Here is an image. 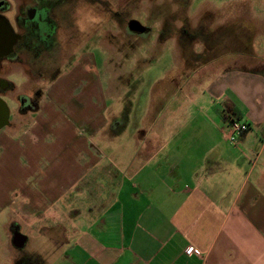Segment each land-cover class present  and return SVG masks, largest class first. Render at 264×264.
Masks as SVG:
<instances>
[{
	"label": "crops",
	"instance_id": "crops-1",
	"mask_svg": "<svg viewBox=\"0 0 264 264\" xmlns=\"http://www.w3.org/2000/svg\"><path fill=\"white\" fill-rule=\"evenodd\" d=\"M252 1L264 17V0ZM229 20L221 33L236 52L214 53L211 63H264L256 36H243L258 24ZM210 41L207 51H223ZM63 66L44 80L37 105L19 112L27 121L0 130V252H11L0 264H264L262 80L220 71L201 105H161L126 136L93 52ZM228 112L249 125L236 145L221 133ZM15 231L26 236L22 247L12 244ZM30 240L43 241L45 263L36 251L14 256Z\"/></svg>",
	"mask_w": 264,
	"mask_h": 264
},
{
	"label": "rangeland",
	"instance_id": "rangeland-1",
	"mask_svg": "<svg viewBox=\"0 0 264 264\" xmlns=\"http://www.w3.org/2000/svg\"><path fill=\"white\" fill-rule=\"evenodd\" d=\"M229 1L223 4L222 0H69L72 2V21L75 22L60 45L64 55L69 57L67 62L81 51L93 52L103 76L104 88H109L108 106L115 113L122 111L119 117L126 122V136H132L140 126V120L150 121L151 115L161 105L170 108L201 105L203 97L205 100L208 97L203 91L209 87L211 79L225 69L229 72L230 68H237L243 74L258 77L264 84V63H211L214 53L236 52L232 49L235 41L225 39L227 35L221 33L226 30L225 22L230 18L233 19L228 24L238 18L240 26L247 30H255L258 24L259 32H244L243 36H256L257 52H264V17L254 15V12L261 11L260 5H256L253 12L252 0ZM131 19L139 21L147 31L135 33L128 30L127 24ZM184 31L191 34L190 41L182 37ZM210 39L212 44L222 45L223 51L219 48L207 51L205 42H211ZM227 55L223 54L224 60H229L225 58ZM9 71L14 72L7 78L14 87L3 96V100L9 107L10 120L27 121L26 117L18 115L21 111L18 97L29 96L34 85H27L26 75L20 68L9 67ZM189 95L190 100L186 98ZM181 118H184L183 114ZM3 213L0 215L1 249L7 239ZM22 230L29 234L26 228ZM6 247L11 249L9 243ZM33 252L40 255L45 263L47 258L42 256L45 246L41 240H30L23 248L15 249L13 254L26 257ZM0 254L5 259L11 252ZM23 263L30 264L29 260Z\"/></svg>",
	"mask_w": 264,
	"mask_h": 264
},
{
	"label": "flooded vegetation",
	"instance_id": "flooded-vegetation-1",
	"mask_svg": "<svg viewBox=\"0 0 264 264\" xmlns=\"http://www.w3.org/2000/svg\"><path fill=\"white\" fill-rule=\"evenodd\" d=\"M70 3L69 0H0V33L4 31L2 16L8 19L14 32L9 53L4 51L5 43L0 36V97L3 99L14 87L7 79L14 73L9 67L20 68L27 85H34L29 96L19 95L20 110L37 105L44 80L56 75L69 58L60 43L75 22Z\"/></svg>",
	"mask_w": 264,
	"mask_h": 264
},
{
	"label": "water",
	"instance_id": "water-1",
	"mask_svg": "<svg viewBox=\"0 0 264 264\" xmlns=\"http://www.w3.org/2000/svg\"><path fill=\"white\" fill-rule=\"evenodd\" d=\"M2 18V25L4 31L0 33L1 41H4V51L9 53L12 49V45L14 42V32L12 27L9 24V21L5 17ZM128 30L135 33H144L147 31V28L143 26L139 21L135 19L129 20L127 24ZM10 110L7 103L0 97V130L9 124ZM26 241V236L20 233L19 231H15L12 236V244L16 247H22Z\"/></svg>",
	"mask_w": 264,
	"mask_h": 264
},
{
	"label": "built area",
	"instance_id": "built-area-1",
	"mask_svg": "<svg viewBox=\"0 0 264 264\" xmlns=\"http://www.w3.org/2000/svg\"><path fill=\"white\" fill-rule=\"evenodd\" d=\"M248 128L249 125L247 122L231 116L226 120L225 126L221 128V133L233 145H236L239 138L248 130ZM193 252L195 254L197 253L195 249H193Z\"/></svg>",
	"mask_w": 264,
	"mask_h": 264
},
{
	"label": "trees",
	"instance_id": "trees-1",
	"mask_svg": "<svg viewBox=\"0 0 264 264\" xmlns=\"http://www.w3.org/2000/svg\"><path fill=\"white\" fill-rule=\"evenodd\" d=\"M182 35H183L182 37H184V38H188L189 41L192 39V38L190 39V37H191L190 35H191V34H189V32H185V31H184V32L182 33ZM192 37H193V36H192ZM181 43H182V42H181ZM225 109H226L227 111H229V109H227L226 107H225ZM227 114H228V115H227L226 117H228V118H230L231 116H234L235 118L240 119V118H238L234 113L232 114V113L228 112ZM228 118H227V119H228ZM24 260H29L30 264H32V261H31L30 259H27V258L19 259V260L17 261L16 264H24V263H23Z\"/></svg>",
	"mask_w": 264,
	"mask_h": 264
}]
</instances>
